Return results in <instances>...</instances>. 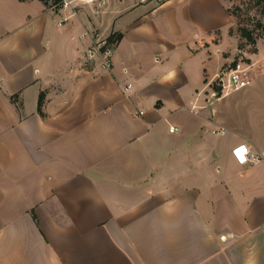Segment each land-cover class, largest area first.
<instances>
[{"label": "crops", "instance_id": "obj_1", "mask_svg": "<svg viewBox=\"0 0 264 264\" xmlns=\"http://www.w3.org/2000/svg\"><path fill=\"white\" fill-rule=\"evenodd\" d=\"M230 4L0 0V264H264V82L212 97Z\"/></svg>", "mask_w": 264, "mask_h": 264}, {"label": "rangeland", "instance_id": "obj_2", "mask_svg": "<svg viewBox=\"0 0 264 264\" xmlns=\"http://www.w3.org/2000/svg\"><path fill=\"white\" fill-rule=\"evenodd\" d=\"M230 2L229 12L233 16L231 35L236 37L237 44L226 54V57L230 58L229 64H237L239 61L252 64L253 69L250 72L252 79L258 78L264 82V15L256 6V0H230ZM243 29L252 33L256 39V44H249L242 37L241 30ZM257 55L260 56L257 57ZM257 62H261L262 69L258 77H254Z\"/></svg>", "mask_w": 264, "mask_h": 264}, {"label": "built area", "instance_id": "obj_3", "mask_svg": "<svg viewBox=\"0 0 264 264\" xmlns=\"http://www.w3.org/2000/svg\"><path fill=\"white\" fill-rule=\"evenodd\" d=\"M100 0H62L59 5V10L71 9L74 10L76 7L74 4L88 5ZM56 8V7H55ZM115 44H110L107 41L101 42L99 49L105 56V59L109 62L114 50ZM253 69L252 64H247L246 62L239 61L237 64H231L220 74L217 75L215 80V91L212 93L213 98L222 97L228 95L231 92L240 91L247 88L252 80L251 71ZM170 131L174 133L177 128L171 127ZM223 133V132H222ZM253 157L250 153L245 154L243 158L244 163L253 162Z\"/></svg>", "mask_w": 264, "mask_h": 264}, {"label": "trees", "instance_id": "obj_4", "mask_svg": "<svg viewBox=\"0 0 264 264\" xmlns=\"http://www.w3.org/2000/svg\"><path fill=\"white\" fill-rule=\"evenodd\" d=\"M43 2L45 5H49L50 3L58 9L59 5L61 4L62 0H39ZM256 6L260 8L261 13L264 15V0H256ZM241 35L243 38H245L249 44H256V39L253 37L252 33L247 30H241ZM232 34V31H231ZM122 34H113L107 39V42L110 44H117L121 41ZM42 105V98L39 102V107Z\"/></svg>", "mask_w": 264, "mask_h": 264}]
</instances>
